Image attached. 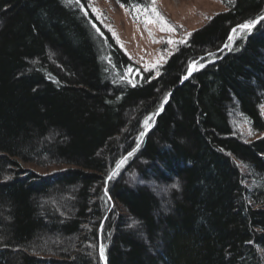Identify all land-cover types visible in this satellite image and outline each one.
<instances>
[{
    "label": "trees",
    "instance_id": "1",
    "mask_svg": "<svg viewBox=\"0 0 264 264\" xmlns=\"http://www.w3.org/2000/svg\"><path fill=\"white\" fill-rule=\"evenodd\" d=\"M222 2L157 74L90 0H0V264H264V0Z\"/></svg>",
    "mask_w": 264,
    "mask_h": 264
},
{
    "label": "rangeland",
    "instance_id": "2",
    "mask_svg": "<svg viewBox=\"0 0 264 264\" xmlns=\"http://www.w3.org/2000/svg\"><path fill=\"white\" fill-rule=\"evenodd\" d=\"M90 3L96 15L114 27L119 44L129 56L142 69L153 70L157 74L170 49H176L189 31L200 28L210 16L225 8L222 0H155L156 12L165 22L162 24L151 9L150 12L140 13L134 10L135 14L131 16L129 10L121 7L117 0H90ZM168 27L174 30H166ZM169 40L174 43H168ZM133 71L132 76L135 78L139 71ZM261 112L264 117V102L261 105ZM232 121L235 130L241 133L244 139L250 140L249 138L255 137L245 117H236L235 120L233 115ZM20 165L25 171H34L40 175H50L66 167L57 165L41 167L23 161ZM129 176L133 181V176ZM158 191L160 196L167 195L166 190L162 188Z\"/></svg>",
    "mask_w": 264,
    "mask_h": 264
},
{
    "label": "snow or ice",
    "instance_id": "3",
    "mask_svg": "<svg viewBox=\"0 0 264 264\" xmlns=\"http://www.w3.org/2000/svg\"><path fill=\"white\" fill-rule=\"evenodd\" d=\"M76 2L79 3V0H76ZM121 7H124V5L122 4ZM131 7H132L135 11H137L138 13L148 11L147 8H141V7L138 6V5H132ZM151 11L154 12V13L156 14L157 18L160 20V22H161L162 24L165 23L164 20H163V17H161L160 14H159L158 12H156L155 0H153V4L151 5ZM260 20H264V17H261ZM260 20H252V21H249V22H247V23H244V24L240 25L239 28H240L241 30H247V31H250L253 27H255V25H256L257 23L260 22ZM162 30H164V29H162ZM166 30H168V31H173L174 29H172L171 27H168ZM232 32H233V37L230 38V39L234 40V38H235V34H236L237 30H236V29H233ZM168 43H174V41L169 40ZM225 47H228V45H225ZM194 67H195V66H193V68H194ZM185 78H187V77H185ZM162 110H163V109L161 108L160 111H162ZM154 116H155V114H153L152 117H148V118L144 121L145 127H149V121L152 120V119L154 118ZM143 135H144V133H141V137H143ZM129 155H132V153H129ZM124 163H125V160H121L120 163L117 164L116 168L119 169V168L121 167V165H123ZM117 174H118L117 171H113V172L111 173V175H109L108 180H112ZM173 187H177V188H178L179 186H178V185H173ZM100 258H101L102 260H104L105 264H107V257H106V255H105V249H104L103 247H101V249H100Z\"/></svg>",
    "mask_w": 264,
    "mask_h": 264
}]
</instances>
